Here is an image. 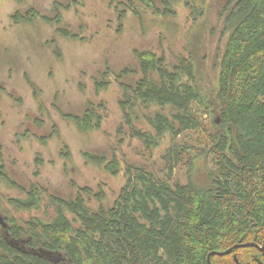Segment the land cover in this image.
<instances>
[{"label":"trees","instance_id":"1","mask_svg":"<svg viewBox=\"0 0 264 264\" xmlns=\"http://www.w3.org/2000/svg\"><path fill=\"white\" fill-rule=\"evenodd\" d=\"M127 1L122 11L138 13V18V6L157 12L151 0ZM171 1L163 0L164 11L174 12ZM184 1L192 13L202 12ZM12 17L31 21L39 13L30 9L25 16ZM216 19L220 29L214 46L213 88L206 89L199 79L203 68L197 57L199 46L194 53L181 54L172 66L164 54L133 49L140 72L135 85L124 82L134 70L123 68L113 74L107 65L100 79L93 81L98 92L109 87L113 76L131 136L147 149L167 138L162 155L167 179L175 177L180 165L185 182L172 184L144 168L127 165L125 182L112 202L106 206L100 202L96 208L89 205V188L74 183L76 193L71 199L58 197L37 182L20 186L23 198L0 193V214L7 210L4 205L30 210L44 198L53 212L45 220L34 216L24 222L13 217L2 221L0 264H208L212 251L245 242L262 244L264 0H229ZM28 84L40 103L39 89ZM101 110L102 102L91 103L81 115L64 116L80 131L98 130ZM140 117L148 129L136 127ZM60 153L69 158L67 149ZM85 156L108 173L119 171L115 157L107 161L104 156ZM1 181L9 178L0 154ZM234 258L240 264H257L262 253L255 246L241 247L225 255L213 254L210 261L234 264Z\"/></svg>","mask_w":264,"mask_h":264},{"label":"rangeland","instance_id":"2","mask_svg":"<svg viewBox=\"0 0 264 264\" xmlns=\"http://www.w3.org/2000/svg\"><path fill=\"white\" fill-rule=\"evenodd\" d=\"M151 1L157 12L138 6V18V13L122 11L127 0H0V154L9 178L0 182L4 197L23 198L20 186L37 182L52 194L71 199L76 193L74 183L89 188L92 208L100 202L106 206L124 184L127 165L144 168L172 184L185 182L180 165L175 177L167 179L162 160L167 138L147 149L131 136L113 76L109 87L98 92L93 83L107 65L113 74L123 68L134 70L124 82L135 85L140 72L133 49L164 54L172 66L181 54L194 53L199 46L198 62L203 65L199 79L206 89L214 87L212 64L220 29L216 13L223 0H188L200 7L199 15L184 0L171 1L174 12L164 11L163 0ZM30 9L39 17L31 21L12 17L25 16ZM29 82L39 89L40 103ZM101 102L103 121L98 130L80 131L64 116L81 115L88 104ZM134 124L149 128L141 117ZM64 148L69 158L60 153ZM86 154L107 161L115 157L119 171L108 173L86 160ZM46 206L45 198L30 210L4 205L7 210L0 214V223L10 217L23 222L34 216L48 219L53 212Z\"/></svg>","mask_w":264,"mask_h":264},{"label":"water","instance_id":"3","mask_svg":"<svg viewBox=\"0 0 264 264\" xmlns=\"http://www.w3.org/2000/svg\"><path fill=\"white\" fill-rule=\"evenodd\" d=\"M248 246H255L256 248H258L263 253V260H264V240H263L262 246H259L257 243H254V242H245V243L234 244L232 247H230V248H228L227 250H224V251H212V252L208 253V255H207V262H208V264H211L210 257L213 254L225 255V254L229 253L232 249H237V248H241V247H248ZM234 262L236 264H240L237 261V259H235V258H234ZM263 263L260 260H258V264H263Z\"/></svg>","mask_w":264,"mask_h":264},{"label":"flooded vegetation","instance_id":"4","mask_svg":"<svg viewBox=\"0 0 264 264\" xmlns=\"http://www.w3.org/2000/svg\"><path fill=\"white\" fill-rule=\"evenodd\" d=\"M229 0H223V4L221 5V7L223 6V5H225L227 2H228ZM259 245V244H258ZM259 246H262V244L261 245H259ZM258 249V248H257ZM259 250V249H258ZM260 251V250H259ZM262 253V252H261ZM261 261V260H260ZM262 263L264 262V260H263V253H262V261H261ZM234 264H236L235 262H234ZM257 264H258V259H257ZM264 264V263H263Z\"/></svg>","mask_w":264,"mask_h":264}]
</instances>
